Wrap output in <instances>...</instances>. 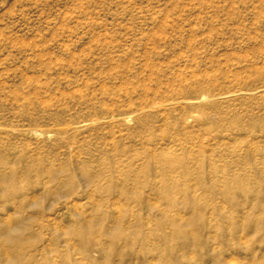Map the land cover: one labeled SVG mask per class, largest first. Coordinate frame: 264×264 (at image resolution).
<instances>
[{
  "label": "rangeland",
  "instance_id": "374dc122",
  "mask_svg": "<svg viewBox=\"0 0 264 264\" xmlns=\"http://www.w3.org/2000/svg\"><path fill=\"white\" fill-rule=\"evenodd\" d=\"M0 185V264H264V0H0Z\"/></svg>",
  "mask_w": 264,
  "mask_h": 264
},
{
  "label": "bare ground",
  "instance_id": "6f19581e",
  "mask_svg": "<svg viewBox=\"0 0 264 264\" xmlns=\"http://www.w3.org/2000/svg\"><path fill=\"white\" fill-rule=\"evenodd\" d=\"M166 166H165V168L166 169H168V170H173V169H175V167H178V166H180V164L178 163V162H176V161H174V162H169V163H167V164H165ZM27 172H29V170L27 171ZM60 173H68V174H70V171H68V169L67 168H62L60 171H59ZM50 177H52L53 176V173L52 172H46ZM85 177H86V181H87V183L88 184H90V185H92V184H94L95 183V181H96V179L93 177V176H91V175H85ZM13 178H16L15 176H12L10 179V181L12 182L13 181ZM17 182H19V181H17ZM20 184V183H19ZM19 187H21V186H19ZM177 188H180L181 186L180 185H177L176 186ZM175 187V188H176ZM5 187L3 186V185H0V189H4ZM22 189V187L20 188V190ZM171 189V188H170ZM172 190V189H171ZM63 199H67V196H63L62 197ZM15 262H10V263H6V264H14Z\"/></svg>",
  "mask_w": 264,
  "mask_h": 264
}]
</instances>
